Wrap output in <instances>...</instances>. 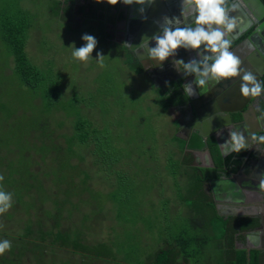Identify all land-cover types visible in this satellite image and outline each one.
<instances>
[{
	"label": "rangeland",
	"instance_id": "obj_1",
	"mask_svg": "<svg viewBox=\"0 0 264 264\" xmlns=\"http://www.w3.org/2000/svg\"><path fill=\"white\" fill-rule=\"evenodd\" d=\"M68 2L0 0V11L15 16L21 12V23L28 25L25 56L50 77L48 81L45 75L36 91L19 82L12 71L13 58L0 39V189L13 194L12 207L0 215V241L7 239L12 245L0 256V264H155L153 250L162 239L174 248L173 261L169 255L166 264H181L185 255L188 264H206L204 255L219 261L217 241H211L216 234L205 226L212 216L203 212V200H192L198 179L191 176L189 154L180 152L182 143L175 137L183 123L178 104L164 108L163 96L154 91L166 82L167 69L140 66L135 71L131 60H136L141 45L134 49L117 45L127 42L120 28L106 21L107 2L103 0L100 8H93L95 0ZM166 10L169 18L175 14L170 7ZM84 34L93 35L98 43L93 58L78 62L72 52L85 43ZM257 49L263 53L264 43ZM97 52L104 55L103 67ZM44 92L46 108L47 99L56 107L74 97L67 103L68 111L87 108L89 121H104L117 138L136 149L114 151L116 164H92V155L86 152L82 163H88L74 166L78 161L73 156L69 165H52V158L46 160L39 147L44 143V149L50 148L53 136L34 131V124L47 122L50 116L39 109ZM145 142L151 148H144ZM63 153L58 148L55 156L61 159ZM47 166L53 177L42 180L39 169ZM32 214L40 219L55 216L54 223L41 220L48 228L42 229L43 248L24 239L28 223L23 221L27 217L35 221ZM194 214L203 222L190 220Z\"/></svg>",
	"mask_w": 264,
	"mask_h": 264
},
{
	"label": "trees",
	"instance_id": "obj_2",
	"mask_svg": "<svg viewBox=\"0 0 264 264\" xmlns=\"http://www.w3.org/2000/svg\"><path fill=\"white\" fill-rule=\"evenodd\" d=\"M71 1L72 0H69V2ZM59 2L63 4V3H66V0H62V1L56 0L57 4H60ZM261 2L264 4V0H261ZM68 7H69V4H65V6H63V11L66 12L68 10ZM0 12H1L0 13V39L4 42V45H6V49L9 51V54L13 58V62H14L13 67H12L13 74H15V76L18 78L19 82H21L23 85L27 86L31 90H35V91L41 90L38 88L40 87L41 81H43V77L47 74L41 73L33 64H31L29 60L26 58L25 53L23 51L25 31L27 30L28 25L26 24L23 25L21 23L22 19H20V16H19L21 15L20 11L16 12V16L14 14H10L7 12L4 13V11H0ZM104 16H105L106 21H108L111 18V15L109 14L105 15L104 13ZM100 26H101V23H100ZM129 60H131V58ZM131 61L134 63L133 65L135 67L134 68L135 71L138 70V68H140L139 63L136 60H131ZM47 77L49 81L50 77L48 75ZM261 82H264V79H262ZM179 83H180V79L176 80L175 82H169L161 86H158L154 90L155 92L157 91L163 96L164 108L171 104L179 105V103H182L184 100H186L187 97L185 93L182 91ZM56 87L58 86L56 85ZM41 95H42L41 97L42 99H41V105L39 109L41 108L40 110L41 112H43V114H45V111L48 110L47 112L50 113V116L47 122L39 121L36 123V125L34 124L35 126L34 128L36 129L34 131L41 135L43 132L47 131V134H51L53 136L52 141L54 142L51 144L50 148L46 146V148L44 149L45 147L44 143H42V145H40L39 147L40 148L39 150L42 152V154L45 152L46 160L50 157L52 158V162H54L52 165L56 167H63L65 163H68L69 165L70 163L69 159L74 156L78 162L73 163V165L80 166L81 165L80 163H82V161H85V159H87V156H85L86 152H89L92 155V160H91L92 164L104 165V164H108V162L112 164L114 163L116 164L118 162H117L115 155L113 154L114 151L136 149L135 144H129V143L124 142L122 138H117L111 132L110 128L107 129V124H105L104 121H100V123L97 122L96 120L95 122H93L94 120L89 121L86 117L87 115L90 116L86 110L87 108L85 109L86 112L81 111V110H78L75 112L71 110L68 111L67 103H71L72 101H75L76 99L74 97H71L72 100H69V101L63 100L62 105H59L56 107L52 106L51 105L52 102L49 99H47L49 101V108H46V103L44 101L47 97L45 95V92L42 93ZM263 107H264V102L260 101L258 110L262 109ZM51 109L53 110L51 111ZM72 109L74 108L72 107ZM8 114L11 115L12 112ZM62 114L64 115V117ZM59 119H62V120H59ZM53 123H54V126H53ZM118 123L120 122L118 121ZM61 128L62 130L69 129V132L68 133H66V131L60 132ZM59 136L61 137L60 141H58L57 139V137ZM124 139L126 138L124 137ZM180 142L182 143V141ZM143 146L144 148H151L147 142H145ZM58 148L62 149L64 152L63 155L61 156V159L55 156L56 155L55 151ZM215 148L216 147H212L211 151H212L213 156H214V153L216 154L215 161L217 163L218 162V158H217L218 156H217V150H216L217 148L216 149ZM51 152H53L54 154L52 155ZM109 152H112V154H109ZM242 153L243 152L238 153V157L237 158L233 157V159L231 158L232 156H234L233 154L228 155L227 157L224 158L223 164H226V165L232 164V167L230 168L231 171L237 170L239 166L242 165L243 163L241 159ZM88 162L89 161L83 162L82 164L88 163ZM45 169L47 171H45ZM39 170H42L41 172L42 180H44V177L46 176H49L50 178L53 177L51 176V173H52L51 169L48 168V166L42 167V169L40 168ZM196 170L199 171V169H196ZM208 177H217V174L214 172L212 173L207 172L203 174L199 171V176H198L199 181L203 179L205 180ZM34 178L35 180L41 182V180H39L37 175H35ZM32 216L35 217V215L33 214ZM48 218L53 223L55 222V216L50 215V214L49 216L43 219H40V215H37V218L35 217L36 219L35 221H32L29 217H27L23 221V223H28L24 225V231H25L24 235L25 237L27 236L26 238L24 237V239H26L27 242L31 243L34 246V248L41 247V246H42L41 248H43L46 246L45 243L43 242L45 239L43 240L44 233L42 229H48V228L43 227L44 225H42L43 222H41V220L45 221ZM70 250L72 252H77L76 249H70ZM154 255H155L154 256L155 264H158L157 262H164V264H166L170 260L169 255H171V252L168 249H161L155 252ZM257 255L258 253L255 251L250 252L248 263L257 264L256 263ZM171 260L173 261V255H171ZM235 261L237 262V264H246L244 253L240 251L237 252Z\"/></svg>",
	"mask_w": 264,
	"mask_h": 264
},
{
	"label": "crops",
	"instance_id": "obj_3",
	"mask_svg": "<svg viewBox=\"0 0 264 264\" xmlns=\"http://www.w3.org/2000/svg\"><path fill=\"white\" fill-rule=\"evenodd\" d=\"M104 2H106V0H104ZM95 3L96 4L93 6V8H95L96 6L99 8L102 7V4H100L102 2L97 3L95 0ZM87 5L89 6V4ZM131 6H133L131 11L133 17L130 19H139L136 14L139 11L138 7L141 5L133 4ZM128 7L129 6L124 5L122 2L118 3L115 6L109 4L105 5V8H108V13L104 12L105 15H111V18L108 20V22L111 23L112 21L120 28L119 34L121 38L126 33L125 28L128 27V18H126V20H123L122 22H119V19L117 17L123 16L122 10L127 13ZM97 10L100 11L101 9ZM139 20H145V18ZM233 21L238 20L235 19ZM256 38L257 37H253L252 39L255 44H257ZM118 45L124 47V45ZM242 48L244 50V53H242V51H239V54L236 56L241 61H246V64L250 67L251 57L257 56L255 54L256 48L252 44V42L249 43L246 47L243 45ZM259 48H261V46ZM262 54L264 55V51ZM248 69L250 70V68ZM241 76L240 78L238 77L239 79L235 77L237 82L233 85V88H235L236 91H240V83L242 82ZM233 78L234 77H229L227 79L223 78L220 83L215 82V84H213L214 81H210L205 86L206 89L210 87L209 89L205 90L204 88H200L198 86L199 91L198 88L194 89L191 83V88L193 92L194 90L198 91L197 95L193 97V102L195 103V106H197L200 102L199 97L204 95L207 96L209 99H212V101L210 102V108L215 107L218 109H224L227 107L238 106L240 101H244L243 95L241 98H239V102H234L233 99H231V94L229 92L220 93L224 89H222L223 85L225 86L229 83H233ZM231 79L232 81H230ZM218 85L220 86L215 87ZM241 94L242 93L240 92L239 95ZM246 115H250L251 120L249 121L251 123L257 122L256 117H254V115H252L251 113L248 112ZM224 129L226 130L227 128ZM235 129L236 128L231 129V131H236ZM246 132L247 131L243 132L244 135H246ZM222 134L226 136L224 140L220 143L219 149H226V146L229 144L227 143L229 142L227 138V134L229 133L223 132ZM191 150L197 151L195 149ZM251 163L250 165H246V167H244L242 171L234 173L233 177H231L228 173H225L224 175L227 178L219 180H208V178L205 180L203 179L201 181L198 180L199 185L194 189V192L192 193V200H203V202H205L203 212H206L207 216H212L210 220H207L208 223L205 225L206 231L208 232L209 230H211L209 232L216 234L212 236L211 241H217L214 244L216 245V248L218 250L219 261L215 259L216 257L212 258L210 255H204L205 257H203L202 260H204L206 264H237V262L235 261V257L236 253L239 251L244 253L246 264H249V255L252 251L258 253L256 263L264 264V186H262L261 183L262 181H264V166L262 164L255 166V172H252V169L254 168V162L251 161ZM188 167L192 168L193 173L191 174V176L196 177L198 179L199 171L196 170L195 167ZM190 220H197L202 223L204 218L198 219L197 216L194 214L191 215ZM171 247L172 245L170 244V242L165 239H162V241L160 242V246H158L153 251L155 253L161 249L174 250V248ZM220 256L224 257L223 260L220 259ZM186 257L187 255H185L181 259V264H188ZM211 259L213 261H211Z\"/></svg>",
	"mask_w": 264,
	"mask_h": 264
},
{
	"label": "clouds",
	"instance_id": "obj_4",
	"mask_svg": "<svg viewBox=\"0 0 264 264\" xmlns=\"http://www.w3.org/2000/svg\"><path fill=\"white\" fill-rule=\"evenodd\" d=\"M97 3L102 0H96ZM109 5L123 3L131 6L133 4L141 5L139 11H145L144 6H151L155 0H106ZM195 14V27H174L173 18L165 16L164 24L161 26L162 32L154 34L151 38L145 37L141 42L144 50L147 52L149 61L158 62L151 66L162 68L163 62L170 56L177 53L180 48L199 50L203 46L204 51L211 55H204L201 60H192L184 63L183 60L176 63L183 66L185 73L195 75V84L200 88L214 81L220 83L223 78L240 76V59L231 52L230 41L225 39L226 31H231L234 22L229 20L225 7V0H181V15ZM146 19V17H144ZM81 39L85 42L81 47L74 48L72 57L78 62H87L93 58L92 53L97 47L98 41L93 35L84 34ZM150 41L155 42L154 47H149ZM104 55L97 52L96 60L103 67ZM240 92L244 97L260 96L264 91V82H258L256 77L245 72L241 76ZM184 90L189 96L193 95L191 86H184ZM253 141L264 143V136L257 137L252 135ZM231 149L240 152L246 147L245 135L239 131L230 133ZM3 176H0V181ZM264 186V181L261 182ZM13 194L0 189V215L6 213L12 207ZM11 242L7 239L0 241V256L11 250Z\"/></svg>",
	"mask_w": 264,
	"mask_h": 264
},
{
	"label": "flooded vegetation",
	"instance_id": "obj_5",
	"mask_svg": "<svg viewBox=\"0 0 264 264\" xmlns=\"http://www.w3.org/2000/svg\"><path fill=\"white\" fill-rule=\"evenodd\" d=\"M174 2H176V0H174ZM140 8L141 7H139V9ZM144 8L146 10L147 9V5H145ZM231 9L233 10V12H232L233 14L232 15H231V10H228V12H227V16H228L229 20L233 21V20L237 19L238 21H233L234 22L233 29L231 31H226V35H225L224 38L228 39L230 41L232 39V37H234V35L236 33H238L239 29H242L243 27L245 28L244 32L242 34H240L239 36H237L232 41V44H234V43L242 40L251 31L252 27L255 24H253L251 27L247 26L248 20L246 19L245 15H243L241 13V11L236 10L235 7L231 8ZM178 10H179V8L176 9L175 11L172 10L175 13L171 17V18H173V26H176V25L179 24V27H184L183 22H180L181 20L180 21L177 20L176 12ZM119 11H120V8H119ZM122 14H123L122 17H117L119 19V22H122L123 20H126L125 11L122 10ZM140 14H142V13L140 11H138L136 15L139 17ZM189 17L194 18L195 15L192 14V15H189ZM141 21H143V20H141ZM186 21H188V20H186ZM188 22H190V21H188ZM163 24H164L163 21L160 20V24H157V25H159L160 26L159 28L161 29V26ZM195 26L196 25H195V21H194V22L191 23V27H195ZM127 28L129 29L128 32L129 31H133L134 26L128 24ZM256 41H257V44H258V45L257 44L256 45L260 47L262 45V43H264V36H263L262 39L257 38ZM140 44L141 43H139L138 45H140ZM257 46L255 48L258 51L257 48H259V47H257ZM125 49H128V48L125 47ZM242 53H244V51ZM204 55H211V54L208 53V52H205L203 46H201V48L199 50H192V49H185V48L178 49L176 54L170 56L171 60L167 59V60L164 61L165 63L163 64L162 69L166 68L167 71H168V73L164 77V78H166L165 79L166 82L164 84L169 83V82H175L178 79H180V82H181L183 79L189 78L191 76V75H188V74L185 73V70H184L183 66L178 64V63H176L177 61L183 60L184 63H188L189 61H192V60L199 61V60L202 59V57ZM256 55H257V57H259V55L261 57H259L257 59H250L251 60V65H250V70L248 72H250L252 74L260 72V76H259L258 82H261V80L264 79V65H263V63L261 61L262 57H263V60H264V55L261 52H256ZM136 60H137V58H136ZM150 67H152V66H149V68ZM182 73H185V74L181 75ZM235 83H229L225 87L223 85L224 89L222 87L223 90L220 93L229 92L231 94V99H233L234 102H239L240 101L239 98L242 97V94L239 95L240 91H236V89L233 88V85ZM192 86L194 87V89L198 88V86L195 84V80L192 82ZM209 88L210 87H208L207 89H209ZM208 91H210V90H208ZM250 98H252L251 101H250V102H252L251 106L255 110V109H257V106H258L260 101L264 102V91H262L260 96H257V97L250 96ZM244 99H245V97H244ZM211 101H212V99H207V100L199 102L197 106L191 107V104H190L189 100L188 101L185 100V103H183V102L179 103V105H177V107H176L178 112H179L178 115L183 120V123H182V126L177 128V130L179 131L180 134L179 135L176 134L175 137L177 139H179L180 141H182V147H181L182 151L181 152H185V153L189 154V158L191 159L190 166L195 167V168L197 167L196 169H199V171L201 173H203V174L207 173L208 171L211 172V173L214 172V173L217 174V177H208V180H219V179L227 178L224 175L225 173H228L231 177H233L234 173L239 171V168H240V171H242L243 168L246 167V165H250L251 161L254 162L253 165H255L256 164V160H257V164L258 165L262 164L264 166V143H261L258 140L257 141H253V140L251 141L248 138V136H246V135H245L246 146H248L250 148V151H248V153H247V149H242L240 152L233 151L231 149L230 143L226 146V149H222V148L220 149L223 152L222 154L219 152L220 143L224 140V138L226 136V135H223L222 133L223 132L229 133V134H227V138L230 141V133L232 132L231 129H226L225 130L224 128H222V129H218L216 131L217 144L215 143V141L213 140L212 137H206L205 138L206 147H204L203 149L197 150V151L184 150L183 149V145L185 143L184 141H188L189 140V142H193V140L191 139V135H190L191 134V130H192V126L189 125L188 122L196 119V113L197 112L201 113V118H202V117H205L206 115H209L208 113L211 114L215 109H217V108H215L213 110L210 109V102ZM241 103L242 102L240 101L239 105ZM238 106H233V107H238ZM179 109H180V111H179ZM262 109H264V107ZM262 109H259L258 111H256L255 116H258L259 112ZM256 119H257V122H253L254 123L253 124V123H251L249 121V120H251L250 119V115L246 116V122H248V125H247V123L244 120V122H242V124L239 126V129L237 130V128H236L235 130L243 133L244 131H247L249 129V127H251L252 129L253 128H261V127L263 128L264 127V116H260L259 115L258 117H256ZM177 123L178 122L176 121V124ZM256 136L257 137L264 136V131L259 132L258 134H256ZM214 144H215V146H214ZM212 147H216L217 148V149L215 148L217 150V156H218L217 157L218 158V162L217 163L215 161V155L216 154L214 153V156H213L212 151H211ZM193 149H195V148H193ZM241 152H243L241 154L242 155L241 159H242L243 163H242V165L239 166V168L237 170L231 171L230 168L232 167V164H227V165L223 164L225 157H227L228 155H232L233 154L234 156H232L231 158L232 159H233V157L237 158L238 157V153H241ZM222 170H224L225 172L222 171ZM263 177H264V174H263Z\"/></svg>",
	"mask_w": 264,
	"mask_h": 264
},
{
	"label": "water",
	"instance_id": "obj_6",
	"mask_svg": "<svg viewBox=\"0 0 264 264\" xmlns=\"http://www.w3.org/2000/svg\"><path fill=\"white\" fill-rule=\"evenodd\" d=\"M169 1L168 0H155L154 4H152L151 6H148L147 9L143 12V14L139 15L138 18L140 19L146 17V19L143 21L139 19H136V20L130 19L133 17V15L131 14L133 6L128 7L126 18H128V22H129L128 24L134 26V29L133 31L128 32L129 29L125 28L126 33L124 35H125V40L127 42V44H124L125 47L134 49V47L138 46V43L142 42L143 38L145 37L151 38L154 34L161 33L162 28L160 29L159 28L160 26L157 24H160V20H162L164 23L163 18L165 16L168 17L167 10H166L167 7H170L171 11L172 10L175 11L176 9L179 8V10L176 12L177 20L178 21L181 20L180 22H183L184 27L191 26V23L195 21V17L191 18L189 17V15H181V0H176V2H174V0H171L172 1L171 4H169ZM225 6H226L227 11L230 8H233L234 6H238L242 10V13L245 15L246 19L248 20L247 26L251 27L253 24H255L252 27L251 31L242 40L232 44V41L237 36L242 34L245 30L244 27L242 29H239L238 33H236L234 37H232V39L230 40L231 45H230L229 50L233 52L234 55H238L239 53H237L236 50L238 51V49H240V47L243 45L246 47L249 43L252 42V44L256 47L257 45L254 43V41H252V37L256 36L257 38L262 39L264 36V4L261 2V0H225ZM174 27H179V24ZM154 46H155V42L150 41L149 47H154ZM140 49L139 51L135 52L134 56L137 58V61L142 69L149 68V66H151V64L153 63H158V62L149 61L147 57V52L144 50L142 46ZM259 57L253 56L251 57V59H257ZM168 60H171V57H169ZM261 61L264 65L263 57L261 58ZM241 62L242 64H240V68L242 69V71L240 73V76L243 75L245 72H247V69L250 68L246 64V61L245 62L241 61ZM184 74L185 73H182L181 75H184ZM253 75L256 77V80L258 81L260 72H257ZM238 77L239 76H237V78ZM224 79H227V78H224ZM234 79L235 77L233 78V83H235L236 81V79L235 80ZM194 80H196V77L193 74L189 78H185L180 82V87L182 91L186 94L187 98L189 99L191 107H194L193 97L197 95L199 88H198V91L194 90L193 95L189 96L188 93L184 90V86H191V83ZM230 81H232V79ZM213 84H215V82H213ZM220 85L215 86V87H219ZM200 98L201 100L209 99L205 95ZM251 99L252 98L250 97H245L244 101H242V104H240L238 107H227L224 109H221V108L215 109L211 114L208 113L209 115H206L205 117H202V118H201V113L197 112L196 119L188 122V124L192 126L190 135H191V139L193 140V142H189V140L184 141L185 143L183 145V149H187V150H191L193 148H195L196 150L203 149L204 147H206V141H205L206 137H212L215 143L217 144L216 131L222 128H227V129L237 128L238 130L242 122H244V120L246 122V116H247L246 114L248 112L254 115V117H258L259 115L264 116V109H262L259 112L258 116H255V113L259 108V104L257 106V109H255L256 110L255 111L251 106V102H250ZM246 123L248 125V122ZM262 131H264V127L263 128L262 127L253 128V129L249 127V129L246 132V136H248V138L252 141V135L253 134L256 135ZM244 149H247V153L248 151H250V148L248 146H246ZM219 152L221 154L223 153L220 149H219ZM255 166H258L257 160H256V164L253 165L254 168L252 169V172H255ZM237 172H240V168H239V171Z\"/></svg>",
	"mask_w": 264,
	"mask_h": 264
},
{
	"label": "bare ground",
	"instance_id": "obj_7",
	"mask_svg": "<svg viewBox=\"0 0 264 264\" xmlns=\"http://www.w3.org/2000/svg\"><path fill=\"white\" fill-rule=\"evenodd\" d=\"M234 7H235L236 10H239V11H241V13H242V10H241L238 6H234ZM230 9H231V8H230ZM242 14H243V13H242ZM243 15H244V14H243ZM253 37H256V36H253ZM253 37H252V39H253ZM239 51H242V52L244 51L243 48H242V46L240 47V49H238V51L236 50L237 53H238ZM239 78H240V76H239ZM193 105L195 106V103H194V102H193ZM210 109L213 110V109H215V107H211ZM217 109H218V108H217Z\"/></svg>",
	"mask_w": 264,
	"mask_h": 264
}]
</instances>
